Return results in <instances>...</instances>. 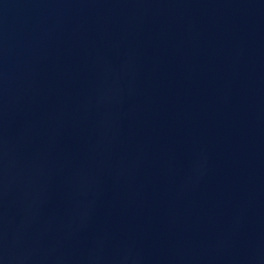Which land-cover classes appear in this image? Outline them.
Wrapping results in <instances>:
<instances>
[{"label":"water","instance_id":"1","mask_svg":"<svg viewBox=\"0 0 264 264\" xmlns=\"http://www.w3.org/2000/svg\"><path fill=\"white\" fill-rule=\"evenodd\" d=\"M0 264H264V0H0Z\"/></svg>","mask_w":264,"mask_h":264}]
</instances>
